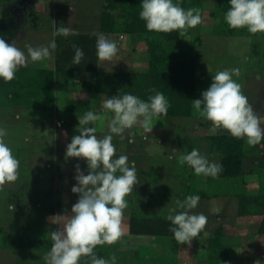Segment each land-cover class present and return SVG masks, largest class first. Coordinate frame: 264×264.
<instances>
[{
    "label": "rangeland",
    "instance_id": "1",
    "mask_svg": "<svg viewBox=\"0 0 264 264\" xmlns=\"http://www.w3.org/2000/svg\"><path fill=\"white\" fill-rule=\"evenodd\" d=\"M228 2L230 0H208L207 5L204 6V12H201L203 22L180 37L181 42L198 44L199 47L195 100L202 99L201 94L209 88L212 76L218 71L239 69L240 75H233L232 78L241 85L242 92L254 112L264 120V33L255 35L221 33L224 29H229L223 21L224 13L228 10H224V7ZM104 3L105 0H0V38L4 37L1 35L3 31L13 34L10 32L12 24L21 25L14 36L9 39L7 36L4 37L7 43L15 41L16 46L27 55L29 45L34 48L48 46L50 42L58 40L57 50H50L57 62L56 66L60 64L64 67L69 66L71 70H83L89 61L84 55L80 64L74 65L75 51L72 45H77L83 52L85 49H90L88 53L92 51L97 40L93 35L98 33L95 28L101 24ZM114 11V14H119L121 10ZM7 13L11 14L10 21L3 19ZM69 24V28L73 29L72 34L67 37L55 35L59 27H67ZM112 34L116 37L120 31ZM124 34H126V39L122 42L117 41L122 43L117 44V47L125 48L127 44L126 50L130 52L129 49H133L130 45L132 37L129 33ZM146 44L145 40H140L137 44L138 52L133 57L134 63L137 62V64H133L131 70L144 71L148 68L150 57L145 54ZM89 56L91 57L90 54ZM28 64L32 65L33 62L29 59ZM38 89L34 90L38 92L36 106L29 108L22 106L15 99L7 100L8 96L0 93V128L7 131L4 137L5 143L20 161L18 180L6 184L3 190H0V264H15L24 261L31 253L36 255L37 262L45 264L42 259L44 250L28 253L18 251V249L17 252L8 248L4 249L1 245L4 240L3 236L6 234H49L51 231L61 230L62 225L53 223L52 218L71 213L72 206L77 202L74 198L75 194L71 191L72 187L77 184L76 165L80 163L81 166V163H86L80 158H66L62 143V138H73L79 134L77 117L83 116L84 113H71L66 109L67 103L65 106L64 102L60 104V110H57L55 90H48L44 87ZM56 117H63L68 121L63 127H57ZM153 126L150 133H146L142 127L134 126L127 131V135L131 132L132 137L135 138V154H140L138 167H140L139 164H145V167L149 168L148 175H146L149 180L146 184L149 185V190L154 188L155 193L159 194L155 199L158 200V196L159 199L167 196L163 199V203L175 204L177 199L184 200L189 195H198V192L194 190L197 184L204 185L202 189L208 190L206 192L209 194V190L213 188V177L197 176L190 166L181 165L178 157L190 153L192 149H198L209 162L219 164L222 155L212 149L207 136L214 132H228L223 129H213L211 122L199 117L194 109L193 115L187 117H154ZM261 127L264 129V123ZM127 142H131L130 138ZM244 152L243 170L245 175L250 174V185L249 189L242 193L244 195L263 193L264 140L260 144L250 146L245 137ZM80 169L86 172V175L88 174L87 167ZM251 171L253 172L250 173ZM216 178L222 180L220 185L222 193H229L231 187L237 188V191L242 188L241 183L234 182L233 179L227 181L228 179H222L219 176ZM259 179L262 181L258 182ZM189 184L191 187H188ZM243 188L245 189V186ZM150 195V192L148 195L146 191H139L137 200L132 201L133 204L126 197L129 207L127 210L132 211L142 220L155 218L157 221L153 222L157 223L160 217L168 214V208L166 206L157 207L149 212L146 202ZM155 199L154 202L158 205ZM58 202L62 205L58 206ZM10 204H15L14 212L8 210ZM257 206L251 207L253 211ZM213 208L214 206L212 207L208 199L203 198L202 206L194 211L208 215L214 211ZM125 212L126 209L124 217ZM210 219H212L211 222L219 220L216 215ZM204 231L209 233L211 230L207 228ZM153 236L155 237H149L152 247L159 241L158 237L164 235L155 234ZM252 237L259 240L256 234H252ZM154 238L158 239L154 241ZM162 242L164 243V238ZM47 243H49L48 249H51L53 243L51 239ZM150 246L149 264H159L157 258L160 253L176 257L177 251L170 244L163 245L162 248L156 247V250L151 248L153 254H151ZM256 246L258 243L254 241L250 251L251 256H254L253 248H257ZM36 252L42 256H38ZM236 253L232 264L251 262L247 263L245 258L242 259V255ZM257 253L255 252V255H258Z\"/></svg>",
    "mask_w": 264,
    "mask_h": 264
},
{
    "label": "clouds",
    "instance_id": "2",
    "mask_svg": "<svg viewBox=\"0 0 264 264\" xmlns=\"http://www.w3.org/2000/svg\"><path fill=\"white\" fill-rule=\"evenodd\" d=\"M140 19L146 22L150 32L171 33L179 31L186 35L189 29L196 28L202 20L199 8L185 10L173 0H142ZM229 28L243 29L253 35L264 33V0H230V7L223 17ZM72 34L69 27H59L55 35L67 37ZM96 54L100 61H111L117 54L116 42L96 33ZM75 55L73 64L79 65L83 50L72 45ZM57 48L55 41L48 46L27 47V55L16 42L7 43L0 38V78L4 82L15 79L20 67L32 62L43 61L51 57V51ZM239 76V69L218 71L212 76V83L204 91L202 99H196L192 107L199 117L211 122L213 129H223L237 139L247 138L250 146L264 140V120L258 116L242 87L232 77ZM148 100L125 93L122 96L108 98L103 102L104 112L97 114L87 111L78 117V135L73 136L66 148V158H80L87 162L88 174L85 175L79 164L76 165L77 185L71 191L79 195L72 206L71 213L52 218L53 223L62 225L59 231H51L53 242L50 251L42 259L45 264H80L82 258H88L90 264H108L98 257L94 249L99 245H113L125 234L123 227L124 211L128 207V197L139 182L135 163L129 164L126 155L116 156L113 135L124 138L126 130L140 124L146 133L153 129V118L166 116L170 107L162 92L156 91ZM111 114V116H109ZM108 121L109 133L102 139L96 135V127H88ZM5 129L0 128V190L6 184L14 183L19 178L20 161L13 155V150L5 143ZM133 133H129L131 137ZM181 165L190 166L197 176L216 178L222 172V165L201 155L198 149L178 157ZM119 173V175H118ZM199 195H189L184 200L177 199L175 207L168 208L165 216L171 222L169 231L179 244H188L205 230L208 217L196 213L200 202ZM15 211V204L8 206ZM115 261V256L111 258Z\"/></svg>",
    "mask_w": 264,
    "mask_h": 264
},
{
    "label": "crops",
    "instance_id": "3",
    "mask_svg": "<svg viewBox=\"0 0 264 264\" xmlns=\"http://www.w3.org/2000/svg\"><path fill=\"white\" fill-rule=\"evenodd\" d=\"M208 0H203V7L201 12L205 10V7L207 5ZM44 3H46L44 1ZM45 10H47V6H45ZM72 12V11H71ZM213 12V11H212ZM211 12V14H212ZM221 22V21H220ZM217 22V23H220ZM101 23V22H100ZM101 25V24H100ZM21 27V25H20ZM19 27V28H20ZM70 27V24L67 26ZM198 27V26H197ZM19 28L16 30L18 31ZM73 30V29H72ZM15 31V32H16ZM95 31L98 33H103L106 38L116 41V44L121 45L122 43H118L117 41H123L126 39V34L120 33L116 37L111 32H103L101 31L100 26L95 28ZM15 32L13 34H8L7 39L11 38L15 35ZM124 34V37L121 38V35ZM5 37V36H4ZM3 37V39H4ZM93 37H96L94 34ZM131 41L130 45L133 47V49H129L130 52H127V47L125 44V48L122 46H119L116 56L111 61H100L96 54V44L93 47L92 51L90 49L84 50L85 58L89 61V64L83 68V70L75 71L71 70L69 66L64 67V65H60L64 68H67L70 71L71 74H69V83H67V86L63 89L55 90V95L57 102L55 103V107L57 110H60L61 105L64 102V105L66 106V103L69 99H82V100H89L90 106L92 111L96 112L97 114H102L104 112V109L102 107L103 102L108 99V97L104 94L96 93L94 90V85L96 81V72L98 69H105V70H131V67L133 64H137V62L134 63V55L137 54V44L142 40L141 38L134 36L131 34ZM115 38V39H114ZM144 42V41H142ZM141 42V43H142ZM140 43V44H141ZM145 43V42H144ZM57 46L59 45V41L56 40ZM147 45V44H146ZM92 47V46H91ZM57 50V48H56ZM87 53V54H86ZM91 55V57L89 56ZM148 56V47L146 46V53ZM63 60L65 58L62 57ZM91 60V61H90ZM32 62V61H31ZM57 62L55 61V58L51 57L48 59H45L43 61H37L33 62L32 65L27 64L25 67L20 68H34V69H42V68H50L53 69L56 67ZM118 68H114V67ZM77 72V73H76ZM65 79L63 77L60 78V83H64ZM34 90H39L36 87H29L24 88L19 86H0V93H2L4 96L7 95V100H14L18 103H21L22 106L25 107H32L36 106L37 95L38 92H35ZM66 101V102H65ZM67 109V107H66ZM68 110V109H67ZM71 113H75L72 112ZM76 114V113H75ZM85 114V113H84ZM83 114V115H84ZM111 116V114H109ZM57 119H63L65 120L64 125L67 123L68 119H65L63 117H56ZM78 121V117H77ZM79 122V121H78ZM63 125V126H64ZM62 126V127H63ZM88 127H96L97 132L96 135L98 138L102 139L105 135L110 134L109 133V126L108 121L106 120L103 125H101L99 122H97L95 125H88ZM135 127H142L139 123L135 125ZM130 130V129H128ZM126 130L123 134L124 138L121 139L119 136L113 135V144L116 148V156L120 155H126L129 160V164L135 163L136 169H137V176L139 179V182L136 187L133 189V192L128 196L130 199L131 204L132 201L137 200V194L138 192L146 191L149 195V192L151 195L147 199V207L149 208V212H152L157 209V207H164L167 208L175 206V204H169L167 202L163 203V199L166 197H163L158 200L155 199L157 193H155V189L152 188L149 190V185L146 184V182L149 180L146 178L149 172V168L145 167L146 165L139 164L140 167H138V162L140 158V154H135V138L132 136L130 137L129 134L127 135ZM130 133V132H129ZM131 140L130 143L127 142V139ZM71 137H65L62 138V143L64 144V150L66 154V148L67 145L71 142ZM125 147V148H124ZM83 160V159H81ZM221 161V159H220ZM84 162H86L84 160ZM80 166V163H78ZM220 164V163H219ZM244 165V163H243ZM86 168V163H81L80 168ZM82 171V169H81ZM255 171V170H253ZM251 171L250 173H252ZM83 172V171H82ZM84 174L86 172H83ZM86 175V174H85ZM119 175V173H118ZM255 176V175H253ZM252 177V175H251ZM259 177V176H258ZM257 177V178H258ZM213 179V188L209 190L210 197H201L200 196V202L196 209L200 208L202 206V200L208 199L209 203L214 206V211L211 213H208L206 215L208 217V221L212 220L210 219L213 215L218 216V221H210L207 223V226L205 229L209 228L211 230L209 233H205V231H202L200 235H198L196 238H193L190 243L188 244H175V241L173 240L172 236L164 235L162 237H158L159 241L153 244V247L151 245V240L149 237H155L153 235H149V233H142L138 231L132 230V220L134 216H136L135 213L132 211H128L126 209L125 217L123 218V227L125 234L124 236L115 244L113 245H99L94 249L95 254L100 257L104 258L108 261V264H149V246L151 254H153V251L151 248H154L156 250V247H161L163 245L170 244L173 249L177 251L176 257H172L168 254L160 253L158 254L159 257L157 258V263L159 264H209L208 261V244H209V238L211 234H213L219 227L224 228V234H225V242L230 245L232 248L230 251V260L229 264H232L233 260H235L234 254H240L242 255V259L245 258L247 263H254V262H260L264 264V232H261L260 228L263 223L264 215L260 212L252 211V206L250 204V201L243 200L242 192L247 191L249 189V181H250V174H246L244 172L243 180H240L239 183H241L242 188L238 189L235 187L229 188V193H222L221 192V179L212 178ZM223 179V178H222ZM230 181V180H227ZM262 179H259L258 182H261ZM253 182L255 180L253 179ZM238 183V184H239ZM197 184V183H196ZM237 184V185H238ZM77 185V184H76ZM184 185V183H183ZM185 186V185H184ZM201 184L195 185L194 190L198 192V195L201 194L204 190L202 189ZM245 186V189L243 188ZM188 187H191V184L188 185ZM70 190V189H69ZM208 191V190H206ZM75 194V193H74ZM255 194V193H254ZM245 196V195H244ZM74 198L76 201L79 199V195L75 194ZM69 199V198H67ZM154 199L156 202H158V205L154 202ZM59 201V200H58ZM161 202V203H159ZM61 206L62 204L58 202V206ZM129 208V207H128ZM148 210V209H147ZM146 210V211H147ZM162 216V215H159ZM163 217H165L163 215ZM135 218V219H136ZM139 219V218H138ZM172 234V232H171ZM252 234H256L258 236V241L252 237ZM26 238H24L23 237ZM157 238V239H158ZM164 238V243L162 242ZM1 245L4 247V249L8 248L11 251L17 252L18 251H27L28 253H31L33 251H45L43 255L50 251L48 249L49 243H47L50 240L49 234H6V236H3ZM10 239V241H9ZM25 239V241H24ZM157 239L154 238V241ZM258 243L257 248H253L254 256H251V248L254 243ZM46 247V249L44 248ZM7 252H10L9 250H6ZM261 251V254H260ZM165 252V251H164ZM255 252H258V255H255ZM38 256H42L38 252H36ZM115 256V261H113L111 258ZM255 258V259H254ZM37 257L34 253H31L26 256V259L21 262H17L15 264H42L40 262H37ZM42 262V261H41ZM8 263V262H4ZM249 263V264H250ZM80 264H90V260L88 258H82L80 261Z\"/></svg>",
    "mask_w": 264,
    "mask_h": 264
},
{
    "label": "trees",
    "instance_id": "4",
    "mask_svg": "<svg viewBox=\"0 0 264 264\" xmlns=\"http://www.w3.org/2000/svg\"><path fill=\"white\" fill-rule=\"evenodd\" d=\"M141 3L142 0H105L100 28L103 32L120 31V33H129L145 40L150 57L148 68L144 71L98 69L94 90L109 98L128 93L147 101L149 96L155 95V92L152 91L155 89L162 92L170 104L167 115L164 117L191 116L193 115L192 103L196 95L198 44L181 42L179 31L171 33L148 31L146 22L139 16V12L142 10ZM173 3H178L185 10L188 8L202 9L203 7V0H173ZM229 7L230 2L224 7V10ZM116 9L121 10L119 14H114ZM10 17L11 14L7 13L3 19L10 21ZM19 27L18 24H12L10 32H15ZM221 33L226 35L251 34L246 28H229L228 30L224 29ZM1 35L2 37L6 36L8 32L3 31ZM122 35L124 36V34ZM69 74H71L70 70L60 64L55 69L19 68L12 81L6 83L0 78V86L21 85L24 88L44 87L48 90H61L69 83ZM61 77L65 79L64 83H60ZM66 107L72 112L92 111L88 99H69ZM207 137L212 149L222 155L220 165L223 170L218 176L223 179H233L234 182L243 180L244 138L237 139L226 132H214L208 134ZM199 196L210 197L206 191L201 192ZM246 199L250 201L252 208L254 205H258L254 211L264 215V191L259 194L243 195V200ZM135 218L134 216L131 222L133 231L173 237V233L171 234L169 231L172 227L171 222L167 221L165 217H160L157 223H154L153 221L156 219L151 217L147 218L149 220ZM260 230L264 232V218ZM173 240L175 241L174 237ZM175 244L178 242L175 241ZM231 249L230 245L225 242L224 228L221 226L209 238V264H229Z\"/></svg>",
    "mask_w": 264,
    "mask_h": 264
},
{
    "label": "built area",
    "instance_id": "5",
    "mask_svg": "<svg viewBox=\"0 0 264 264\" xmlns=\"http://www.w3.org/2000/svg\"><path fill=\"white\" fill-rule=\"evenodd\" d=\"M124 36L123 35H121V38H123ZM55 122H56V125H57V127H62L63 125H64V123H65V120H63V119H55Z\"/></svg>",
    "mask_w": 264,
    "mask_h": 264
}]
</instances>
